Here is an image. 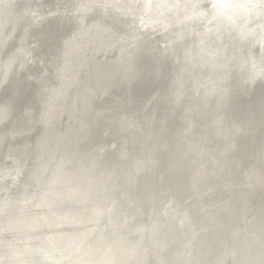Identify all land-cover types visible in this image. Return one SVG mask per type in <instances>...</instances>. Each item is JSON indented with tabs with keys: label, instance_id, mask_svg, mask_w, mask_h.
<instances>
[{
	"label": "bare ground",
	"instance_id": "bare-ground-1",
	"mask_svg": "<svg viewBox=\"0 0 264 264\" xmlns=\"http://www.w3.org/2000/svg\"><path fill=\"white\" fill-rule=\"evenodd\" d=\"M70 1L0 0V150L6 146L9 155L20 147L21 163L25 164L26 155V160L34 165L27 170L35 176L43 160L60 156L58 167L65 160L97 151L101 155L92 169L102 172L99 176L105 184L106 197L114 189L111 183L115 185L117 192L111 193L118 197L120 206L100 208L107 201L97 206L95 202V207L93 203L92 214L81 213L78 218L88 220L87 226L105 221L96 227L84 225V231L77 232L78 229L76 233H71V228L78 225L74 223L77 217L73 218L70 211L59 210L47 218L50 213L44 210L45 214L38 216L41 222L38 218L33 220L36 227L32 222L11 223L19 224L16 228L25 238L45 226L62 230L69 223L70 230L54 234L50 231L34 249H29L30 241H24L23 248L11 249L8 261L34 264V257L40 256L45 263L53 260L61 264L62 256L57 251L60 244L65 255L70 254L66 258L70 264H82L77 257L80 251L87 253V242L92 245L102 240L106 245L94 246L96 255L92 256L90 250L88 255L92 257L84 264H116V254L132 262L138 259V249L149 259L155 246L154 239L146 233L152 224L149 220L162 211L175 215L167 199L163 203L157 197L159 182L164 180L157 170L163 162L164 172L166 152L181 123L187 132L189 152L194 154L197 150L199 228H206L209 220H219L214 200L212 204L205 203L211 192L206 188L213 179L218 182L215 200L220 199L219 204L232 206L242 214L255 209L260 216L264 212V0H92L93 9L100 16L81 18L79 13L77 20L71 17ZM92 3L83 0L81 5L88 8ZM36 7L47 9L43 13ZM121 9H127L134 22L141 20L151 42L139 40L134 31H125L119 20ZM40 53L46 54V61ZM102 63H114L113 68L121 75H131L129 94L111 86L101 75ZM28 65L39 69L28 71ZM148 83L159 84L149 91L144 86ZM132 101L134 119L141 129L138 138L128 119L131 110L127 107L130 102L133 105ZM220 125L223 140L218 135ZM82 172L89 176L86 181H93L94 175L83 167ZM75 174V170L70 171L71 176ZM205 177L210 181L206 182ZM169 179L175 192L183 194L179 176L173 172ZM26 198L31 199V195ZM71 198L69 201L77 199ZM65 201L57 199L54 206L63 207ZM10 205L0 200V212ZM262 219L264 216L258 228L264 225ZM185 220L186 215L174 220L179 232L181 225L186 228ZM212 224L215 226V221ZM108 227L115 233L110 240ZM136 231L138 238L132 240ZM183 234L182 246L172 258L164 257L171 264L194 261L185 260L192 247L187 242V229ZM61 235L73 240L64 241L65 245L49 240ZM95 236L100 239H93ZM208 237L201 241L202 248L196 251L195 259L204 251L205 242L210 244L208 240L212 239ZM211 237L217 240L218 234ZM242 243L236 245L235 261L242 258ZM6 245L0 241V249ZM123 248L126 249L118 253ZM110 251L113 253L108 254ZM222 251L216 264H226L223 256L228 253Z\"/></svg>",
	"mask_w": 264,
	"mask_h": 264
},
{
	"label": "rangeland",
	"instance_id": "rangeland-1",
	"mask_svg": "<svg viewBox=\"0 0 264 264\" xmlns=\"http://www.w3.org/2000/svg\"><path fill=\"white\" fill-rule=\"evenodd\" d=\"M82 2H83V0H71L70 1L69 6H70V9L72 6V14H73L71 16L72 19H74V20L79 19L80 18V16L78 15L79 13H81V18L89 17L92 19L94 17L100 16V13L96 12L93 9L94 0H93V3H92V0H89V2L92 3V5L88 8H83L81 5ZM48 5H50V4H48ZM36 8L37 9L40 8V10H39L40 12L43 10V13H44L45 9H47V8H43V7H42V10H41V7H36ZM119 20L122 23L126 32L131 33L134 31L135 35L138 37L139 40H142L144 42H151L152 41V38L150 37V33L141 24L140 18H139L140 22H138V21H137V23L134 22L131 19L127 9H125V10L121 9ZM138 23H140V24H138ZM157 48L158 49L162 48V43L159 42L157 44ZM44 55H46V54L40 53V57L44 58V60L46 61V59L48 57H46ZM109 59H111V57ZM109 59H107V60H109ZM107 60L104 59V62ZM27 67H29L27 69L28 71H32L34 69H36V70L39 69V67L37 68L34 66H30V65H28ZM127 108L131 110V117L128 119L130 120L131 126L133 127L134 137L138 138L141 134V129L139 128L138 123L134 119L135 108L133 105H129ZM181 124L179 125V133L176 136V139L173 141L172 147L169 148V150L166 152V160L162 158V161L165 160L164 172H163V162H162V165L159 168V170H157V172H159L162 175V179L164 177L163 182L162 181L159 182V190L160 191L157 194V197L163 203H164V199L165 198L167 199L169 208L172 209V211H174V213H175V215H174L175 220H177L178 217H180V220H181L182 215H186V220L183 222L186 225V228H184L182 230L187 229V242H188V245L190 247H192V249H193L194 247H193L192 243L197 245V244H200L201 241L203 242V239L206 236L205 233H206L207 229L206 228H203V230L200 229L199 223H198L199 198H198L197 150L194 151L195 152L194 154H191L189 152L188 144H187V135H186L187 132L185 129L181 128ZM177 127H178V125H177ZM17 145L19 146V144L16 143V146ZM13 146H15V145H13ZM18 148H20V147H18ZM18 148H15L14 151L12 153H10L11 155L10 154L8 155V150H6V146L0 150V161H2V158H3V162H4L3 164H5V166L2 167L3 169L2 168L1 169H2L3 173L4 172L7 173L8 171H9L8 173H10L9 178L5 179L4 184L7 182L9 183L11 181L9 184L7 183L4 185L6 190H7V188H8V190L10 188L11 189L9 190L10 192L4 190L3 194L2 193L0 194L1 203L3 201L4 202L5 201L10 202V203L19 202L20 200L26 199V196H30V195L33 196V194H34L33 197H35V199H36L34 203L36 204L37 208L36 207L35 208L37 211L35 210V212H34V209H35L34 208L32 210V212H33L32 214H35L36 216L44 215L45 214L44 209L39 206L40 202H41L39 200L40 198H37L38 197V195H37L38 191L37 190H39V188H38V186H36L35 182L32 181V179L30 177V175H32L33 172L28 171L34 165H32V162H29L28 160H26L27 159L26 155L24 156V158H25L24 159V163H25L24 165L25 166L23 165V163H21V162H23V159H22L23 157H20L21 156L20 152H18V151H20V149L17 150ZM3 149H4V151H2ZM15 150H17V151L15 152ZM5 152H7V155L5 154ZM94 154L96 156L101 155L97 151H95ZM14 155L16 157H14ZM17 158L21 159L22 161L18 160ZM14 159H16L18 161L14 160ZM12 163H13V165H12ZM16 163H20L22 167L24 166L23 169L20 165H19L20 166V169H19V166ZM14 164H15V166H14ZM12 166H14V167H12ZM16 166H18V167H16ZM84 166H86V165H84ZM8 167H10L12 170ZM13 168H17L19 171L17 169H13ZM26 170H27V172H25ZM12 171H14V172H12ZM20 171H23V172H20ZM29 172H31V173H29ZM173 172L176 173L179 176V178L181 179V186L184 187L183 188V194H178L174 190V185L169 179L170 173H173ZM10 178H12L13 180ZM206 178L207 177H205V179ZM14 179L16 182H12V181H14ZM23 180L25 182H23ZM201 180H204V179H201ZM214 180H216V179H213L211 181H210V179H206V182L210 181V184L207 185L208 187L206 188V190L209 188L211 190V192L209 194V197L205 198V203L208 204V202H209L212 204V200H214V203L216 205H218V207H213V208L216 209L215 212L219 218V221L221 222L220 226L221 227H227V231L229 233V237H219V235H218V240H217L218 245L220 244V248H222L221 251L224 250V251H227V253H228L227 255L224 254V256H223L224 261L226 262V264H231V262H233L232 264H264V225H262L260 228H258L259 223H260L259 211L258 210L255 211V209H254L247 214H244L246 212H244L242 214V211L240 212L238 210H235V208L232 206H226V205L219 204L218 202H220V199L215 200V191L218 192V182H217V180L216 181H214ZM199 181H200V179H199ZM11 183H12L13 187L9 186V185H11ZM0 184L2 185V183H0ZM19 186H22V187H19ZM30 186H31V188H30ZM111 187L114 189L116 188L113 183H111ZM13 188L14 189L16 188L17 190L16 189L14 190ZM29 188H30V190H29ZM36 188H38V189L36 190ZM22 189H24V190L22 191ZM114 189L109 191L110 193L107 195V197L105 196L106 199H104V201H102V202L107 201V203H103L100 206V208H103L105 206H107V207L113 206V207L119 209L118 207L120 206V204L118 203L119 202L117 199L118 197L116 195H114L115 196V199H114V196H112V193L117 192V189L116 190H114ZM30 192H31V194H30ZM4 193H5V195H4ZM7 194H8V196H7ZM13 194H14V196H13ZM18 195H19V197H18ZM20 195H21V197H20ZM22 196H23V198H22ZM163 196H164V198H163ZM226 196H229V193H226ZM5 197H7V198H5ZM12 197H14V198H12ZM209 200H211V202ZM207 204H205V205H207ZM211 204H209V206ZM209 206H206V207L209 208ZM66 208H68V207H66ZM66 208L62 209L63 212H66V211L69 212L70 211L69 213H73V214H71L72 217L76 216L78 211H79V208H77L75 206L69 207V208H71V210H69V208L66 210ZM253 211H255V212L253 213ZM163 213L164 212L162 211L160 214H163ZM254 214L257 216H255ZM123 216H124V213H123ZM249 217H253V218H250V220H249ZM239 218H240L241 222L239 221ZM0 221H1L0 224L2 226V223H3L2 216L0 217ZM104 221L105 220L102 219L100 222H98L96 224L92 223V224H88V226L87 225L86 226L89 228L90 226L92 227V225H95V227H96V225L98 226L101 223H103ZM214 221H215V227H216V225H217V227H219L216 219H214ZM254 224H255V227H253ZM232 225H233V229H231ZM86 226L79 228V231H77L78 229L77 230H71V233H76V231L82 232V231H84ZM112 230L113 229L110 230V233H109L110 235L107 236L108 240H110L114 236L113 234H115ZM48 233L51 234L50 231H47L45 234H48ZM2 236L3 237L5 236V238L8 237L9 239H11L10 241L18 240L17 238L15 239L14 236H12L13 237L12 238L11 235L7 236L6 234H2ZM93 237H94V235H93ZM182 238H184V235H182L181 237H178V244L179 245L185 241ZM93 239L99 240L100 237L95 236V238H93ZM240 239L243 241L239 242ZM240 243H242V246H241L242 258L235 261V253H238L236 250V245H238ZM38 245L40 246L41 244H37V242H34L32 244V246H30V245L29 246L32 248L33 247L36 248ZM218 245H216L215 243H213L212 245L211 244L207 245L205 242L204 251L200 254V256L199 255L197 256V258L200 257V260L198 258L199 262L197 264H216L220 258V253H221ZM221 245H223V246H221ZM173 247H175V245L172 246L171 249ZM198 247L199 246H197V248ZM228 249H229V251H228ZM195 254H196V252H195ZM148 264H151V260L148 261Z\"/></svg>",
	"mask_w": 264,
	"mask_h": 264
},
{
	"label": "water",
	"instance_id": "water-1",
	"mask_svg": "<svg viewBox=\"0 0 264 264\" xmlns=\"http://www.w3.org/2000/svg\"><path fill=\"white\" fill-rule=\"evenodd\" d=\"M102 64H103V67L99 68V72L101 73V75L105 77L106 80L109 81L111 86L119 87L121 92L129 94V90H130L129 83L131 80V77H130L131 75H128L126 73L121 75L118 72L117 68L116 69L113 68L114 63H102ZM148 84H144L145 88L149 89V91H153L154 88L159 83H152L151 85L150 84L148 85ZM140 87H141V84H139V88ZM144 101L141 102V105H143ZM129 104L131 105V102ZM132 104L133 106H135L134 101H132ZM163 121H167V120H163ZM222 126L223 125H220L219 128L217 129L218 135L220 136L221 140H223L222 138V134H223L222 128L223 127ZM210 130L216 131L212 129ZM2 134L3 132H1L0 137L2 136ZM14 145H16V143H14ZM20 152H21V148H20ZM96 159H97L96 155H92V154L88 155V153H86L85 156L79 159L74 158V159H71V161L65 160V163L60 164L58 167H57V164L61 160L60 156H57L55 159L50 158L47 160H43L44 162L40 165L41 168L39 169L37 176H35L34 173H33L34 175L32 174L33 176L32 175L31 176L34 178V179L32 178V180L35 182V184L39 188L37 192L38 193L37 198H40V201H41L40 207H42L46 212L50 213V215L47 218H50L54 214V212L62 210L65 207L75 206L79 208L80 214L79 216L78 215L75 216L77 218L73 217L75 218L74 223H77L78 225H73L71 230H77L89 222L88 220H85V219L80 220V218L78 217H81V213L84 215L92 214L91 209L93 208V203L95 207V202H97L96 203V206H97L101 201H104L105 199L104 197L106 195V191L104 189L105 184L103 180L101 181V177L99 176V175H102V172L99 171L98 169L97 171L92 169V165L94 164V161H96ZM47 162L52 163V166H49ZM3 163H4L3 161H0V176L3 174V171L1 169L3 167ZM82 167L84 170L89 171L90 173L89 175L91 176L94 175L92 182H90L89 179L88 181H86L87 177L89 176H87L86 173L82 172ZM72 170H75L76 174L71 176L70 171ZM9 175L10 173H7L3 176V179H0V183H2L3 185V187L0 188V194L5 190L4 182H5V179L9 178ZM85 185H87L90 188H86ZM87 191L89 193V196H86V194H88L86 193ZM71 197H77V199L75 201H69L73 199ZM57 199H59L60 201L62 199H65L66 200L64 202L65 205L63 207H58V205L54 206L55 205L54 201ZM84 201L86 202V204H83ZM34 202H35V198L32 197L31 195V199L26 198L24 199V201L22 200L20 202L11 203L12 205L7 207L8 209L6 211L0 212V215L2 216V219H3L2 226L0 227V241L5 242L7 244L6 246L1 247L0 249V255H1L0 264H12L8 261L11 256L10 254L11 249L12 248H23V246L25 245L24 241H28V242L30 241L29 243L31 244H33L34 242H37L38 244V243H42L41 237L43 236L46 237V235H49V234H45L47 231H52L51 233L54 234V233H57L55 231H62L65 229L70 230L69 223H67L63 227L62 230L59 227L50 228L49 226H45L43 229L31 232V234H29L30 236H27L29 238H25L26 235L22 233L20 229L16 228L19 224H15L14 226H12L11 223H25L26 224V223L32 222V224L36 227V225L33 223V220L38 218V220L40 221V219L42 218L32 214L33 208L36 207V204ZM262 216H264V212L261 213L260 218ZM174 218L175 217L172 216L171 214L164 212L162 215L157 214L153 217V219L151 218L149 220L152 222V224L149 227V229L146 230V233L148 234L149 237L154 239L153 241L155 245L152 250L151 257L149 259H147L146 256L144 257L143 255H141L138 249L139 255L137 256L138 258L137 260H134L132 262H130L132 260L130 258H126L125 260H122L120 255L116 254V257H115L116 264H148L149 260H151V264H171V261L166 260L164 257L166 255H170L172 258L174 251L178 249L180 246H182V244L181 245L178 244V237H181L182 235H184L182 229L185 228L184 226L183 227L181 226L180 227L181 231L179 232L178 229L175 228V225L173 223L175 220ZM213 221L214 220H209L208 225L205 226L207 229L205 234L207 236H210L208 237L209 239H212V240H208L211 245L213 243L218 245V242H217L218 239L215 240L211 236H213L216 233L219 235V237H229V233L227 231V227L220 226L221 222L219 220H216L218 222L219 227H216V229H214L215 226L212 224ZM262 221H264V219H262ZM108 228L111 230V227H108ZM169 228H171L170 231H169ZM2 234L11 235L17 239L22 238V240L18 239L15 241H10L6 239L5 237H3ZM135 236L136 238H138L137 231L133 232L132 240H133V237L135 238ZM49 240H53V241L56 240L58 242L62 241L64 243L63 245H65L64 241L68 243L69 241H72L73 239L71 236L61 235V236H58L57 239L50 238ZM102 244L106 245L103 242V240L97 241L96 243L92 245L91 243L87 242L85 246L87 248V253L80 251L81 253L77 258L82 259L81 263L84 264V261H89V258L96 255L97 251L94 249V246L98 245L96 247L100 248ZM192 244L195 249L193 248L192 250H190L185 260L192 259L194 260L192 261V264H197L200 260V257H199V260L198 258L195 259V256H196L195 252L196 250H200L202 248L201 246L202 242H200V244H197V245H195L194 243ZM58 245L59 246H58L57 251H59L62 256L59 260L60 263L70 264L71 262L66 260V258L70 256V254L65 255L64 253L65 248L60 247V244ZM174 245L175 247L171 249V247ZM197 246L199 247L197 248ZM218 247L221 251L220 244L218 245ZM113 248L114 247L112 246L110 249H107L104 251L106 253L107 251ZM118 248H120V246ZM29 249H34V248L29 247ZM125 249L126 248L121 249L118 253H122ZM90 250H92V256L88 255V252ZM27 252L31 253L30 251H27ZM32 253L34 254V252ZM112 253L113 251H110V253L108 254H112ZM161 257H162V260H161ZM19 262L20 261L15 262V263L17 264ZM232 263L233 262H231V264ZM34 264H55V263L53 260H51L49 263H45L44 261H42L40 256H35ZM178 264H182V263L179 262Z\"/></svg>",
	"mask_w": 264,
	"mask_h": 264
}]
</instances>
